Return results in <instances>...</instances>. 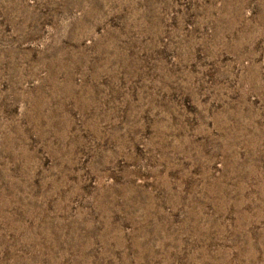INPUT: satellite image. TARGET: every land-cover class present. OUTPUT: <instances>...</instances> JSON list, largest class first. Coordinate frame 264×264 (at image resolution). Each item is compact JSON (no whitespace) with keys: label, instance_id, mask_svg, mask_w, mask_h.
Listing matches in <instances>:
<instances>
[{"label":"rangeland","instance_id":"obj_1","mask_svg":"<svg viewBox=\"0 0 264 264\" xmlns=\"http://www.w3.org/2000/svg\"><path fill=\"white\" fill-rule=\"evenodd\" d=\"M0 264H264V0H0Z\"/></svg>","mask_w":264,"mask_h":264}]
</instances>
